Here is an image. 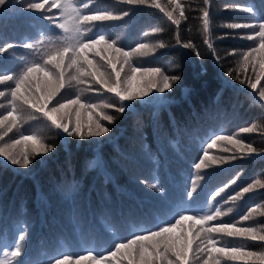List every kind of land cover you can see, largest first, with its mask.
<instances>
[{
  "label": "trees",
  "instance_id": "trees-1",
  "mask_svg": "<svg viewBox=\"0 0 264 264\" xmlns=\"http://www.w3.org/2000/svg\"><path fill=\"white\" fill-rule=\"evenodd\" d=\"M160 2L170 7L167 0ZM180 2L186 19H181L177 28L157 8L97 0L93 7L115 12L130 9V13L120 20L98 23L93 32H105L126 49L140 42L153 45L154 51L134 57L133 64L159 67L168 74L179 73L182 81L171 93H165L169 100L164 106L153 97H147L132 102L123 115L107 109L116 120L112 124L101 121L112 131L99 139L66 137L43 121L25 122L19 132L36 133L54 145L55 150L37 156L28 169L10 165L0 157V249H11L23 227L26 260L30 264H50L53 257L64 253L88 250L102 253L114 237L152 229L170 221L178 209L207 211L204 204L208 194L234 178H237L236 184L211 201L212 205L222 206L223 211L233 209L224 218L226 220L238 219L252 206L262 205L253 213L254 218L244 223L264 225V215H260L264 212V189L246 194L242 200L224 203L249 183L264 180L262 156L213 164L200 170L199 174L205 179L199 182L192 200H184L189 178L196 174L192 165L198 161L202 142L210 133L237 135L245 143L264 149V102L259 101L257 95L264 87V79L253 91L246 83L241 84L225 75L228 70L238 68L240 56L254 43L238 38L239 33L250 32V29L226 27L231 23L252 22L254 16L226 6L253 5L264 14V0H210L209 5H205L204 0ZM205 7L211 16V42L216 54L222 57L219 62L205 43L209 38L203 30L202 10ZM41 16L42 13L21 11L17 0H13L6 12L0 9V46L36 41L41 33L45 37L60 33ZM154 29L163 31L154 32ZM177 37L185 42L192 41L201 55L197 57L192 50L180 47ZM160 42L167 47H155ZM233 50L236 55H228ZM35 59L37 57L29 50L17 46L0 56V70L17 71L24 63ZM256 74L249 69V76L254 78ZM4 87L0 85V89ZM69 94L73 98L80 95L82 101L97 104L116 101L111 94L81 93L75 88L69 90ZM81 118L86 120L87 114L82 112ZM253 123L257 131L238 132ZM19 132L14 129L0 141V146L16 138ZM223 146L221 142L216 148L208 149L209 154L217 157L240 155L234 150L220 151ZM157 181L164 190L162 194L147 186ZM190 225L188 222L186 228ZM179 231L177 229V233ZM222 243L257 252L264 250L259 242L225 238ZM117 260L120 264H128L126 257H117L112 264ZM227 264H245V261Z\"/></svg>",
  "mask_w": 264,
  "mask_h": 264
},
{
  "label": "snow or ice",
  "instance_id": "snow-or-ice-1",
  "mask_svg": "<svg viewBox=\"0 0 264 264\" xmlns=\"http://www.w3.org/2000/svg\"><path fill=\"white\" fill-rule=\"evenodd\" d=\"M13 0H0V9L5 12ZM21 11L42 13L41 19L48 21L60 33H53L36 41H25L20 45L7 43L0 46V56L9 53L19 46L33 53L37 59L26 62L17 71L0 70V141L14 129L19 132L27 121H43L66 137H77L80 140L102 138L108 136L112 129L108 124L114 123L116 117L106 111L112 109L123 115L129 110L132 102L153 97L160 106L168 103L174 86L182 81L179 73L168 74L159 67H143L133 64V58L154 51V46L140 42L130 48L118 45L117 39L110 38L105 32H93L98 23L115 21L127 17L129 10L115 12L108 8L93 7L97 0H17ZM118 4L130 6H147L157 8L172 24L179 28L180 20L186 19L185 9L180 0H167L170 7L162 6L160 0H115ZM205 5L210 0H204ZM232 10L250 13L254 16L252 22L231 23L230 29H250V32L239 33L238 38L253 41L249 49L242 53L237 69L228 70L225 75L241 84H247L256 91L257 85L264 79V14L258 12L253 5L242 7L229 5ZM56 9V12H53ZM51 13V14H49ZM203 30L208 33L205 40L214 58L219 62L222 57L216 54L211 42V16L208 7L202 10ZM161 32L162 29H154ZM91 33V34H90ZM147 35V33H145ZM177 44L183 49L192 50L197 57L201 53L192 41H182ZM155 47L164 49L167 45L160 42ZM228 55H236L233 50ZM257 73L255 77L248 75L249 69ZM127 69V70H126ZM235 73V75H234ZM243 75V78H242ZM138 76L140 79L138 80ZM147 77V79H144ZM253 79L255 82H253ZM86 86V87H82ZM77 89L81 93L92 92L98 95L111 94L116 98L113 103L97 104L82 101L81 96L74 98L69 90ZM63 93V95H62ZM155 94V96L153 95ZM259 101L264 102V87L257 93ZM59 97V99H57ZM151 102V101H148ZM87 114V119L81 118V113ZM257 131V125L245 126L239 133ZM264 134V133H262ZM220 148L222 152L234 150L240 155L211 156L208 149ZM227 145L232 146L231 148ZM55 150L54 145L47 143L46 138L36 134L19 132L16 138L0 146V157L10 165L28 169L37 156L47 155ZM264 157V149L245 143L237 135L210 133L202 142L201 155L192 165L196 174L189 178L185 192V202L192 200L193 194L205 179L199 171L211 165L228 164L237 159ZM237 178L228 184L210 192L205 199L207 211H191L188 207L178 209L170 221L160 223L147 231L135 232L127 237L116 236L105 252L94 253L92 250L80 253H64L55 256L50 264H112L117 257H126L128 264H227L231 261H245V264H264V250L259 252L240 245L222 243L225 238L259 242L264 248V225L244 223L252 220L253 213L262 205L252 206L238 219H224L233 211H226L213 206L221 193ZM159 193L164 190L159 187V181L147 185ZM258 189H264V180L256 179L247 186L232 194L224 203L235 202L253 194ZM260 215H264L261 212ZM191 222L190 228L186 224ZM199 225V227H197ZM179 229V233H177ZM0 264H30L26 260L25 232L17 233L11 249H0ZM116 264H120L117 260Z\"/></svg>",
  "mask_w": 264,
  "mask_h": 264
}]
</instances>
